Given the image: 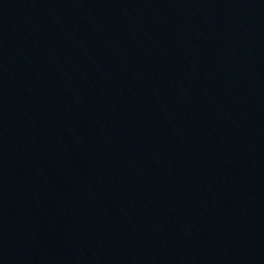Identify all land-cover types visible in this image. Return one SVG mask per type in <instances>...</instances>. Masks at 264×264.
Returning <instances> with one entry per match:
<instances>
[{"label": "water", "instance_id": "1", "mask_svg": "<svg viewBox=\"0 0 264 264\" xmlns=\"http://www.w3.org/2000/svg\"><path fill=\"white\" fill-rule=\"evenodd\" d=\"M159 264H264V0H242L190 188Z\"/></svg>", "mask_w": 264, "mask_h": 264}]
</instances>
